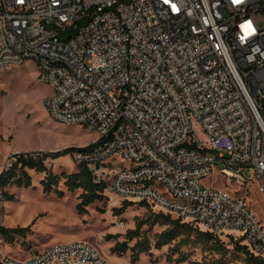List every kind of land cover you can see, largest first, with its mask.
I'll return each mask as SVG.
<instances>
[{"label": "built area", "instance_id": "2783aa9c", "mask_svg": "<svg viewBox=\"0 0 264 264\" xmlns=\"http://www.w3.org/2000/svg\"><path fill=\"white\" fill-rule=\"evenodd\" d=\"M26 61L53 89L51 116L96 133L71 154L107 192L240 238L264 260L248 201L251 187L264 199V0H0V73ZM17 154L0 174L54 166V153ZM215 173L242 192L207 184ZM0 264L108 263L84 241Z\"/></svg>", "mask_w": 264, "mask_h": 264}, {"label": "rangeland", "instance_id": "374dc122", "mask_svg": "<svg viewBox=\"0 0 264 264\" xmlns=\"http://www.w3.org/2000/svg\"><path fill=\"white\" fill-rule=\"evenodd\" d=\"M53 94V89L39 79L38 67L34 61H26L20 67L9 72L0 73V168L14 154L42 151L59 153L72 148H82L97 141V135L83 126L70 125L55 120L47 106L46 100ZM202 138L201 129L195 125ZM123 163L122 159H119ZM77 162L72 154L66 153L55 157L52 171L61 177L59 189L64 191L46 193L42 180L45 172L30 170L32 185L19 186L14 180L5 186L7 198L0 202V224L7 228H29L24 234H18L14 242L0 232L5 243L0 246V257H9L23 261L47 246L70 244L88 241L93 243L107 258L108 264H177L167 261L169 247L162 250L153 249V255L143 254L139 261H132V252L119 256L111 252L117 240L108 241L107 235L121 234L118 241H124L129 229H135L138 222L144 221L150 237L168 228L161 220L156 222L155 213L158 208L140 205L129 206L122 215H115L124 201L119 197L106 193L103 202H96L87 207V212L80 213L81 190L69 191L65 185V174L78 170ZM214 182L216 186L227 187L233 192H242V185L215 173L207 184ZM248 201L254 207L264 226V199L258 188L251 187ZM153 208V209H152ZM173 219H176L173 216ZM190 223V222H184ZM194 227L206 231L203 227ZM232 250L231 264H248L246 256L235 254V238H220ZM135 241L131 242L133 246ZM189 253L190 261H202L215 255L201 246L190 245L183 249ZM177 254L175 257H178Z\"/></svg>", "mask_w": 264, "mask_h": 264}, {"label": "trees", "instance_id": "16d2710c", "mask_svg": "<svg viewBox=\"0 0 264 264\" xmlns=\"http://www.w3.org/2000/svg\"><path fill=\"white\" fill-rule=\"evenodd\" d=\"M79 150V148H72L64 152L54 153L57 157L61 154L72 153ZM15 154L14 156H17ZM76 172L65 174V185L68 190L73 192L81 190L78 210L80 213L87 212V207L96 202H103L106 200L107 189L106 185L97 183L92 175L88 165L78 164ZM30 170H35L39 173L45 172L46 177L42 180L44 191L46 193L57 192L60 196L64 195V191L59 189L61 177L54 174L52 169L42 163L34 161L23 162V166L19 167L17 163L12 169L0 174V187H5L14 180L19 186L29 187L32 185V177L29 174ZM132 205H140L144 207H153L145 202L124 201V205L120 209H115V215L120 216L123 212ZM155 208V207H153ZM152 208V209H153ZM157 217L156 222L161 220L162 224L168 225L164 231L155 234L154 238L150 237L148 229L144 228V221L138 222L135 229H129L125 235L124 241H118L121 234L107 235V240L116 239V244L111 248L113 254L119 256L125 255L128 251L132 252V261L137 262L143 254L153 255V249L162 250L168 246L167 261L175 262L177 264L185 263L189 260V253L184 251L185 247L190 245L201 246L203 249H208L215 255L211 258H205L202 261H190V264H231L232 256H230L231 249L218 236H215L209 231H202L194 227L190 223H184L181 219H173V215L164 211L155 213ZM29 228H7L0 224V232L5 235L10 242H14V238L18 234H24ZM135 241L133 246L131 242ZM234 253L243 254L246 256L248 264H264V260L253 255L242 240L235 241ZM177 254L178 257H175Z\"/></svg>", "mask_w": 264, "mask_h": 264}, {"label": "snow or ice", "instance_id": "6c2138e0", "mask_svg": "<svg viewBox=\"0 0 264 264\" xmlns=\"http://www.w3.org/2000/svg\"><path fill=\"white\" fill-rule=\"evenodd\" d=\"M236 2H239V0H236Z\"/></svg>", "mask_w": 264, "mask_h": 264}, {"label": "crops", "instance_id": "0c3cea01", "mask_svg": "<svg viewBox=\"0 0 264 264\" xmlns=\"http://www.w3.org/2000/svg\"><path fill=\"white\" fill-rule=\"evenodd\" d=\"M1 256V255H0ZM1 258V257H0Z\"/></svg>", "mask_w": 264, "mask_h": 264}]
</instances>
